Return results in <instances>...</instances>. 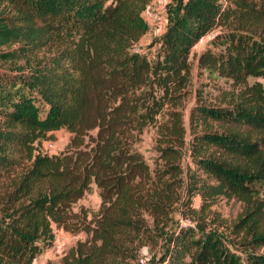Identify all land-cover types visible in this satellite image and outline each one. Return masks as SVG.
Returning a JSON list of instances; mask_svg holds the SVG:
<instances>
[{"label": "trees", "instance_id": "16d2710c", "mask_svg": "<svg viewBox=\"0 0 264 264\" xmlns=\"http://www.w3.org/2000/svg\"><path fill=\"white\" fill-rule=\"evenodd\" d=\"M149 1L0 0V264H32L53 226L87 235L60 264H132L158 236L152 264H264V0H171L152 62L132 50ZM206 35L196 67L231 88L190 109L195 209L182 195V107L191 49ZM148 126L153 166L137 149ZM60 128L71 134L65 148L38 151ZM92 184L100 204L88 218L73 205ZM219 198L242 205L230 224L235 247L202 226L173 224L179 204L203 221Z\"/></svg>", "mask_w": 264, "mask_h": 264}, {"label": "rangeland", "instance_id": "374dc122", "mask_svg": "<svg viewBox=\"0 0 264 264\" xmlns=\"http://www.w3.org/2000/svg\"><path fill=\"white\" fill-rule=\"evenodd\" d=\"M155 5H160L159 8H153ZM171 0H150L147 4V12H142L141 17L145 21L146 30L143 36L136 43L132 50L144 55L151 62L159 58L160 52V38L164 34L171 15ZM211 35L202 37L191 49L189 59L191 61V77L190 83L187 87V96L182 107L184 125L187 129L185 146L182 149L181 166L183 175V201L187 202L191 207L197 209L200 205V197L196 192L187 193L188 175L193 170V164L189 156L190 135L188 132L189 127V113L190 109L196 102H203L204 104H217L221 98V91L231 88V80L224 77H220L215 73H210L205 69H198L196 67L197 55L207 46H210ZM198 98V99H197ZM71 134L64 128L57 129L52 132V136L47 139H42L37 142L36 148L41 153H59L62 151ZM156 138V132L154 126L146 127L139 142L137 143V149L142 153L146 162L153 166V161L156 156L154 149ZM8 183V179L4 177L0 180V216L1 208L3 206L4 187ZM100 204V197L98 190L94 184H92L80 199L73 205V209L77 210L79 207H83L87 211V217L91 218L98 210ZM242 210L240 202L225 198H219L214 205H212L211 211L208 213L207 218L203 221L197 220V216L193 213H189L187 208L182 205H178L173 213L174 225H181L189 223L194 227L202 226L204 231H214L219 235H222L224 242L231 248L232 241L236 243V238L230 233V224L236 219ZM212 214H217L222 223H210V217ZM146 217V216H145ZM147 223L150 225V220L146 217ZM201 227V228H202ZM53 241L49 247L43 248L42 251L33 259L32 264H60L61 258L72 247H74L77 241H83L86 238V233L83 231L69 232L61 227L53 226ZM164 242L161 237L150 238L149 241L142 245L135 258L132 260V264H138V257L143 249L147 252V260L145 264H152L156 258L159 257ZM233 247H232V246ZM263 249H259L262 252Z\"/></svg>", "mask_w": 264, "mask_h": 264}, {"label": "built area", "instance_id": "2783aa9c", "mask_svg": "<svg viewBox=\"0 0 264 264\" xmlns=\"http://www.w3.org/2000/svg\"><path fill=\"white\" fill-rule=\"evenodd\" d=\"M160 5H155L153 8H159ZM181 225H189V223H184ZM147 260V252L145 249H143L138 257V264H145Z\"/></svg>", "mask_w": 264, "mask_h": 264}, {"label": "crops", "instance_id": "0c3cea01", "mask_svg": "<svg viewBox=\"0 0 264 264\" xmlns=\"http://www.w3.org/2000/svg\"><path fill=\"white\" fill-rule=\"evenodd\" d=\"M143 12H147V8Z\"/></svg>", "mask_w": 264, "mask_h": 264}]
</instances>
